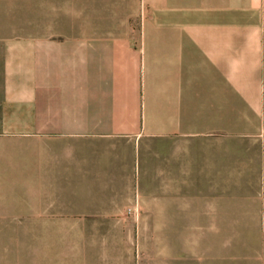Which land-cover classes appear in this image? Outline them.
<instances>
[{
  "label": "crops",
  "instance_id": "crops-1",
  "mask_svg": "<svg viewBox=\"0 0 264 264\" xmlns=\"http://www.w3.org/2000/svg\"><path fill=\"white\" fill-rule=\"evenodd\" d=\"M137 1L0 0V264H264V0Z\"/></svg>",
  "mask_w": 264,
  "mask_h": 264
},
{
  "label": "rangeland",
  "instance_id": "rangeland-1",
  "mask_svg": "<svg viewBox=\"0 0 264 264\" xmlns=\"http://www.w3.org/2000/svg\"><path fill=\"white\" fill-rule=\"evenodd\" d=\"M36 2H43V1H48V2H62L63 4L66 5L68 10H71L70 12H74L73 10L77 9L76 5L79 2L85 3L88 0H35ZM91 2H94L95 4L99 5V8L97 10H87L83 14V18L88 19V18H95L96 17L100 20L105 18V10H102L100 7L103 4H113L114 9H113V14L111 13V10H107L108 12V18L112 22H114V32L115 33H121L122 32L127 33L126 29L128 28V33L134 34V33H151V25L145 26V30L143 28V19L145 18L146 21L148 19L152 18L153 16V11L149 6H146L145 9L143 7L137 8L136 6L133 5H138L139 2L137 0H129L131 9L128 11H125V13H122L121 9H117V4L121 2L122 0H90ZM73 17V15L71 16ZM72 19V18H71ZM70 19V20H71ZM126 31V32H125ZM25 241V235H14V234H3L0 235V242L2 246V256L7 257L9 256V249L11 250L10 256H16L15 254H12V250H15L16 254L19 253L20 251L18 249H14L13 245H17L18 243L22 242L24 243Z\"/></svg>",
  "mask_w": 264,
  "mask_h": 264
}]
</instances>
